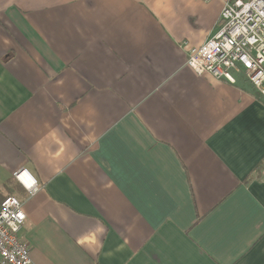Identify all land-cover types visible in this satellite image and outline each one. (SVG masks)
Listing matches in <instances>:
<instances>
[{
  "label": "crops",
  "instance_id": "crops-1",
  "mask_svg": "<svg viewBox=\"0 0 264 264\" xmlns=\"http://www.w3.org/2000/svg\"><path fill=\"white\" fill-rule=\"evenodd\" d=\"M226 1L0 0V203L32 264H264V97L186 64Z\"/></svg>",
  "mask_w": 264,
  "mask_h": 264
},
{
  "label": "built area",
  "instance_id": "built-area-1",
  "mask_svg": "<svg viewBox=\"0 0 264 264\" xmlns=\"http://www.w3.org/2000/svg\"><path fill=\"white\" fill-rule=\"evenodd\" d=\"M218 24L203 44L187 47L186 64L199 74L233 83L232 70L242 73L264 97V0H227ZM15 177L30 195L38 191L36 179L25 169ZM25 220L22 201L6 196L0 203V264H32L31 247L20 236Z\"/></svg>",
  "mask_w": 264,
  "mask_h": 264
},
{
  "label": "rangeland",
  "instance_id": "rangeland-1",
  "mask_svg": "<svg viewBox=\"0 0 264 264\" xmlns=\"http://www.w3.org/2000/svg\"><path fill=\"white\" fill-rule=\"evenodd\" d=\"M232 73H233V75L235 76L236 79H239V80L240 79L241 80L244 79V80H246V78L244 77V75L242 73L235 72L234 70H232Z\"/></svg>",
  "mask_w": 264,
  "mask_h": 264
},
{
  "label": "trees",
  "instance_id": "trees-1",
  "mask_svg": "<svg viewBox=\"0 0 264 264\" xmlns=\"http://www.w3.org/2000/svg\"><path fill=\"white\" fill-rule=\"evenodd\" d=\"M258 96L261 97L262 95L259 93ZM262 97H263V96H262Z\"/></svg>",
  "mask_w": 264,
  "mask_h": 264
}]
</instances>
